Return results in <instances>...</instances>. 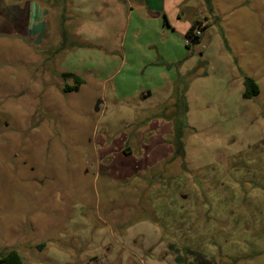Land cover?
Listing matches in <instances>:
<instances>
[{
	"label": "rangeland",
	"instance_id": "1",
	"mask_svg": "<svg viewBox=\"0 0 264 264\" xmlns=\"http://www.w3.org/2000/svg\"><path fill=\"white\" fill-rule=\"evenodd\" d=\"M36 1L45 39L6 35L0 16V254L264 264V0H203L222 22L208 11L189 48L178 25L126 16L121 0ZM152 121L159 137L145 134Z\"/></svg>",
	"mask_w": 264,
	"mask_h": 264
},
{
	"label": "crops",
	"instance_id": "2",
	"mask_svg": "<svg viewBox=\"0 0 264 264\" xmlns=\"http://www.w3.org/2000/svg\"><path fill=\"white\" fill-rule=\"evenodd\" d=\"M121 2L124 3L126 6V16L127 14H129L127 13L128 8L140 14V17L145 19H147V17L152 19H158L164 16L165 20H167L169 25H171V23L174 25H178L180 28L179 31L182 32L185 36L192 24L196 22H200L204 25L207 23V26L204 28L203 31L204 34L205 30L211 25V20L207 17L208 11L209 14L210 12L212 13L211 17L215 21V23L220 24L222 22V16L221 14L218 15L216 13V7L211 4L212 9H210L209 5L203 0H121ZM247 3H251V0H248L245 4ZM0 6L1 9L7 11H2L0 16L2 17L4 14L6 17H8L9 20L7 24L11 23L9 24L11 25V34L6 35H12L22 39H45L48 33V24H43L42 18L46 11L36 0H6L2 2ZM187 15L191 16L190 20L185 19ZM21 24L26 25L28 27L25 29V26H23L21 27L23 31H20L18 26H20ZM1 29L2 28L0 26V35L4 34ZM174 86V95L176 99L173 102V105L182 104L186 105L188 108L189 87L186 88V86H184V88H178L179 85L176 84H174ZM152 96L153 93L151 92V90L146 89H141L136 93V97L139 98L142 102L145 100H149ZM153 122L154 121H152L148 125V130L145 131V134H152L154 137H159L158 132H161L160 129L162 127L159 128L154 126ZM171 132H173L172 129H170L169 131H165L164 134L168 136ZM122 151L126 155L133 152L129 144H124V146H122ZM168 151L170 152H168L167 155L162 158H159V162L166 160L169 156L172 155V151Z\"/></svg>",
	"mask_w": 264,
	"mask_h": 264
},
{
	"label": "trees",
	"instance_id": "3",
	"mask_svg": "<svg viewBox=\"0 0 264 264\" xmlns=\"http://www.w3.org/2000/svg\"><path fill=\"white\" fill-rule=\"evenodd\" d=\"M210 9H212L211 4H209ZM166 23L168 24L167 20H165ZM202 23L200 22H196L194 24H192V26L189 28L186 36L188 39V44L187 47H190V43H199L201 40V35L198 36L196 35V30L198 28H200ZM204 30V28H202V31ZM226 43V40H225ZM63 76L65 78H72L75 80L76 85L74 87H67L66 91L70 92L73 90H78L79 87L83 84V79L75 74L72 73H64ZM243 86H244V90H243V98L247 99V100H253L255 98H257L260 94V87L258 85V83L251 77L249 76H244V81H243ZM179 155V152H178ZM0 264H24L22 261L21 256L19 255V253L16 250H9L6 253H1L0 254Z\"/></svg>",
	"mask_w": 264,
	"mask_h": 264
},
{
	"label": "built area",
	"instance_id": "4",
	"mask_svg": "<svg viewBox=\"0 0 264 264\" xmlns=\"http://www.w3.org/2000/svg\"><path fill=\"white\" fill-rule=\"evenodd\" d=\"M203 26H204V25H203V24H201L200 28H198V29L196 30V35H198V36H200V35H201L202 28H204ZM186 39H187V36H186ZM187 41H188V39H187ZM188 42H189V41H188Z\"/></svg>",
	"mask_w": 264,
	"mask_h": 264
},
{
	"label": "water",
	"instance_id": "5",
	"mask_svg": "<svg viewBox=\"0 0 264 264\" xmlns=\"http://www.w3.org/2000/svg\"><path fill=\"white\" fill-rule=\"evenodd\" d=\"M97 110H98V108H97Z\"/></svg>",
	"mask_w": 264,
	"mask_h": 264
}]
</instances>
